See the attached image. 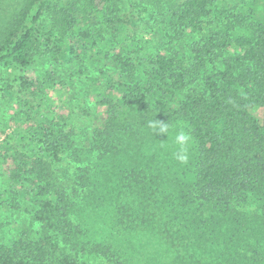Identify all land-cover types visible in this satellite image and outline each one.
Here are the masks:
<instances>
[{
  "label": "trees",
  "instance_id": "16d2710c",
  "mask_svg": "<svg viewBox=\"0 0 264 264\" xmlns=\"http://www.w3.org/2000/svg\"><path fill=\"white\" fill-rule=\"evenodd\" d=\"M141 1L0 0V65L46 67L4 90L24 98L0 131V198L26 217L15 234L0 220V264H264V0ZM91 58L102 124L83 130L43 97ZM154 120L190 133L188 165L144 152Z\"/></svg>",
  "mask_w": 264,
  "mask_h": 264
},
{
  "label": "rangeland",
  "instance_id": "374dc122",
  "mask_svg": "<svg viewBox=\"0 0 264 264\" xmlns=\"http://www.w3.org/2000/svg\"><path fill=\"white\" fill-rule=\"evenodd\" d=\"M153 1L154 3H158L159 0ZM250 1L254 3L253 0ZM230 2L233 4L237 3V1L233 2L232 0ZM140 3H142L143 6H147V8L152 7V5L147 2L140 0ZM151 13L152 11L150 15L146 13L139 14V17H137L139 23L136 34L137 49L146 60H150V57L156 53V46L159 44L158 41L151 36L152 34H149L150 31L156 30V27L153 25L156 19ZM45 71L46 67H43L40 62H37L30 70L22 69L8 62L0 65V131L6 130L7 134L9 131H12V129H8V127L11 121L17 117V113L20 110V100L24 98L21 93L10 97L9 94H4V90H9L12 94H15L20 89L23 78L27 76L35 77ZM115 81H117V84L122 82L119 79ZM104 82V75L94 58L85 60L84 64L75 60L73 68L67 70L64 68L63 71L60 72L56 80L57 87L48 91L43 98L48 101V104L53 105L55 108L59 106L68 108L73 119L80 123L81 129L84 130L88 125L93 124L96 126L102 124L101 108L95 106L94 100L97 92H94L93 89L100 87ZM177 131L179 130L176 127H170L169 136L167 137L166 135H156L153 129L146 127L138 136L137 142L142 145L146 154L151 155L156 153L161 156L160 158L162 161H172L171 159H175L173 153L178 147L175 144V134ZM3 137L4 136L0 138V141ZM194 148V143L192 142L190 146V155ZM1 171L2 169H0V195H4L6 185L1 180ZM2 197L0 198V205H3L2 208H0V220L1 222L4 221L3 224L10 223L7 231L15 234L17 232L16 229L19 227L17 223H20L26 217L24 213L26 206L22 202L20 207L7 209L8 202L5 197ZM88 202L89 199L84 192L78 203L80 207L87 209ZM81 213L82 215L84 214V212L81 211L79 212L80 216ZM82 217L87 216L83 215Z\"/></svg>",
  "mask_w": 264,
  "mask_h": 264
},
{
  "label": "clouds",
  "instance_id": "9594fccd",
  "mask_svg": "<svg viewBox=\"0 0 264 264\" xmlns=\"http://www.w3.org/2000/svg\"><path fill=\"white\" fill-rule=\"evenodd\" d=\"M148 126L153 129L156 135L167 137L169 136L170 125L169 123H162L157 120L150 121ZM193 142V138L190 133L180 128L179 131L175 134V144L178 146L177 150L173 153V156L176 161H178L182 165L188 164L190 160V146Z\"/></svg>",
  "mask_w": 264,
  "mask_h": 264
}]
</instances>
